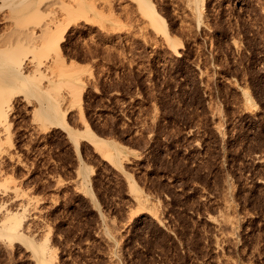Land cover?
I'll list each match as a JSON object with an SVG mask.
<instances>
[{
    "label": "rangeland",
    "instance_id": "obj_1",
    "mask_svg": "<svg viewBox=\"0 0 264 264\" xmlns=\"http://www.w3.org/2000/svg\"><path fill=\"white\" fill-rule=\"evenodd\" d=\"M150 1L176 52L136 0H90L97 13L70 23L55 67L66 123L83 127L81 92L94 133L127 148L122 169L86 140L76 153L67 132L35 115L36 100L17 96L12 146L0 140V220L5 208L25 210L24 233L48 237L52 264H264V0H204L199 24L193 0ZM71 61L74 86L58 74ZM129 180L157 217L137 205ZM2 242L0 264H34L23 244Z\"/></svg>",
    "mask_w": 264,
    "mask_h": 264
},
{
    "label": "bare ground",
    "instance_id": "obj_2",
    "mask_svg": "<svg viewBox=\"0 0 264 264\" xmlns=\"http://www.w3.org/2000/svg\"><path fill=\"white\" fill-rule=\"evenodd\" d=\"M89 1L83 2L77 7L72 6V4L70 5L72 0H0V9L4 8L6 10V13L2 15L3 21H8L7 33L9 36V41L6 42L8 44H2L0 41V140L4 138L6 141H9L6 143L10 145V124L7 122V118L9 111L12 109V100L14 101L17 96L23 97L27 102L33 99L37 101L35 109L33 110L35 115L37 114L38 118L45 120L48 124L57 126L67 132L69 140L75 146L76 153H79V141L86 140L93 146L94 151L98 152L104 160L114 165L115 168L122 169V158L126 157L125 151L127 148L114 140L102 138L94 133L89 124L85 121L81 111V92L77 94V98L80 108L78 110L82 118L83 127L81 130H76L66 123V114L64 110L61 109L62 100H59L54 94V91H52V85L55 83V67L59 66L60 63L63 66L62 61L64 57L61 54L60 44L64 38V33L67 31L70 23L78 21L81 17L85 20H90V16L97 13L95 4L89 3ZM136 1L138 9L142 14L141 16L147 19L148 24L155 32H159L164 36L167 44L176 52L178 41L175 37L173 38L169 35L170 33H168L166 22L156 11L154 3L150 0ZM64 2H68L67 5H64L66 8L65 16L59 17L56 15L49 18L50 16H48V12L46 11L51 8L53 9V6L59 5L63 7V4H65ZM187 3L188 5L191 4V0L190 3L189 1H187ZM203 5L204 0H193L192 5H189L193 13H191V15L196 18L198 24L203 18L201 14ZM64 7L62 9H65ZM47 16L48 18L45 19ZM37 51L43 52V54H45L43 55L45 59L43 58V61L38 59L34 63L32 60L35 59V57L33 56L30 59L28 54L30 52L32 54L34 52L35 54ZM31 63H34L32 64L33 68L29 70ZM76 66V63L71 61L68 63V71L62 69L58 71V74L61 77H65L73 86L74 82L78 79ZM129 151L131 150L129 149ZM1 152L2 147L0 144V155H2ZM1 163L2 162H0V165ZM1 169L2 167H0V176H2L4 172ZM81 169L83 171L84 184H88V171L90 168L83 164L81 165ZM128 185L130 192L138 203L137 205H139L141 209L150 210L147 207V197L143 195L136 183H134L133 180H129ZM0 187H4L3 191L7 189L4 183H0ZM84 188H86V186ZM90 191L91 190L88 189V191L85 192L92 197L93 195ZM1 208H3V206ZM150 211H152L151 214L156 216V211L153 212L152 209ZM25 212V210L19 212L18 210L4 209L2 219L0 220V240L3 241L4 244L6 243L9 245L13 243L23 244L30 250L34 264H52V258L55 255H52L54 251L48 245V237H45L43 241H36L34 238H29L26 235L27 233H24ZM227 218H229V216ZM228 222L230 224L229 226L234 229L232 220ZM235 231L237 230L235 229Z\"/></svg>",
    "mask_w": 264,
    "mask_h": 264
}]
</instances>
